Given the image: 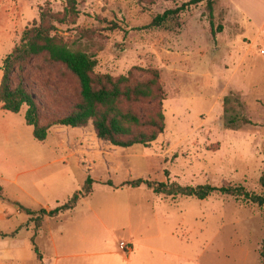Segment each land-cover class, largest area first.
I'll list each match as a JSON object with an SVG mask.
<instances>
[{
    "label": "rangeland",
    "instance_id": "obj_1",
    "mask_svg": "<svg viewBox=\"0 0 264 264\" xmlns=\"http://www.w3.org/2000/svg\"><path fill=\"white\" fill-rule=\"evenodd\" d=\"M190 1L77 0L76 17L62 24L52 21V36L92 57L95 74L116 78L132 70L143 81L147 76L133 69L158 72L164 132L149 146L112 147L96 138L91 122L80 129L55 127L41 144L25 124V106L19 114L0 111V127H9L0 151L16 159L13 154L19 150H31L33 162L37 150L43 157L37 163L51 162L37 176L31 175L35 196L27 201L28 207L37 211L42 204L54 209L81 193L72 211L46 223L43 219L35 241L43 263L109 264V259L99 262L104 258L98 256L121 251V244L132 249L128 243L138 249L135 259L142 264L260 263L264 211L257 205L218 194L198 200L158 195L145 185L123 186L143 179L192 188L241 186L262 193L264 35L251 28L232 0H215L213 27L206 2L186 7L166 28L148 27L158 15ZM65 6V0H18V33L27 24L26 29L38 25L41 11L63 18ZM11 45L0 47V81ZM23 78L43 120L64 116L77 102L78 84L61 65L32 59ZM229 95L242 107H225L223 100ZM157 109L155 101L134 107L142 121ZM235 114L251 125H227ZM11 175L0 159V176ZM87 179L92 180L90 193L83 195ZM5 187L9 194L12 187L6 182ZM5 199L4 193L0 206H10ZM9 213L10 218L0 222V230L7 233L24 218ZM33 228L28 221L13 236H0L2 263L39 264L30 241ZM11 253L14 261H8Z\"/></svg>",
    "mask_w": 264,
    "mask_h": 264
},
{
    "label": "trees",
    "instance_id": "obj_2",
    "mask_svg": "<svg viewBox=\"0 0 264 264\" xmlns=\"http://www.w3.org/2000/svg\"><path fill=\"white\" fill-rule=\"evenodd\" d=\"M206 2L208 20L213 27L215 0H191L175 10H169L155 17L148 25L149 28H166L177 19L178 15L192 5ZM63 18L58 19V15L42 12L39 15V24H34L31 28L23 32L20 44L2 61V76L0 81V109L12 114H19L22 107L27 108L24 114V121L32 129L33 138L43 143L48 137V133L55 127L80 129L86 127L90 122L96 138L109 143L112 147L127 149L133 146L147 147L155 142L164 132V115L161 109L163 101V90L160 85L159 74L156 70H143L135 68L147 76L146 80H138L134 77L132 70L124 76L111 77L110 75H98L94 70L96 61L82 51L68 48L56 36H52L54 30L53 22L65 23L68 18L78 15L76 10L77 0H65ZM221 31V27L218 28ZM43 58L49 64L61 65L78 84L77 102L64 116L58 119L43 117L40 113L39 105L34 96L27 89L23 78V70L32 59ZM16 75V78L13 76ZM229 95L224 98V106L235 103L242 107L236 97ZM157 102L158 109L149 119L142 121L134 107L146 102ZM225 113L228 109L225 108ZM240 122L243 125H251V122L238 114L231 115L227 120V125L233 126ZM167 175L168 172L165 171ZM261 194H254L246 191L241 186H221L212 187L210 185L192 187H181L177 184H166L149 182L137 179L125 182L123 186L132 188L145 185L152 189L155 194L165 196L193 197L204 200L213 194L233 197L253 205H257L264 211V173L260 178ZM92 180L87 179L84 185L83 195L90 193ZM111 186V183H108ZM81 193L74 194L71 199L56 208L46 211L39 209L33 211L22 206L19 209L30 217V222L34 224L33 234L30 239L33 251L39 264H43L42 256L35 246V236L42 227L44 218H55L60 214L72 211ZM3 197V188L0 186V198ZM264 217V215H263ZM264 264V239L260 249V263Z\"/></svg>",
    "mask_w": 264,
    "mask_h": 264
},
{
    "label": "crops",
    "instance_id": "obj_3",
    "mask_svg": "<svg viewBox=\"0 0 264 264\" xmlns=\"http://www.w3.org/2000/svg\"><path fill=\"white\" fill-rule=\"evenodd\" d=\"M18 0H0V47L3 46L6 43H12L10 50L8 54L13 50V48L19 43L20 37L23 34L24 30L28 26V24L23 27L19 33H18V22L20 19L18 7H17ZM232 3L234 5L235 10L241 14V16L249 23L251 28H255L261 33V35H264V0H232ZM258 12H261L262 15L260 17H256V14ZM263 18L262 20H259ZM7 54V55H8ZM6 55V56H7ZM5 56V57H6ZM4 57V58H5ZM3 58V59H4ZM1 112H3L0 109ZM5 112V111H4ZM1 115V114H0ZM28 127V126H27ZM31 128V127H30ZM9 131V127H0V141L1 137L4 141H8L7 133ZM39 143V142H38ZM44 143V142H43ZM41 143V144H43ZM37 156L35 157L34 161L31 162V150L30 151H23L19 150L15 154H13L16 159L7 158L5 154H3L2 151H0V159H2V162L5 166V170L11 168L12 175L11 177H8L7 179L3 176H0V186L3 188V196L4 193L7 197V202L10 206H12L14 209H11L10 206H0V222L5 221L6 219L10 218L9 212H13V214H19L24 215V218H22V222L19 223V225L16 227L15 230H13L10 233H7L5 231L0 230V236L1 237H9L10 235L13 236L16 234L23 226L27 224V222L30 220V217L27 216L23 211L19 209V206H22L24 208L30 209L27 205V201H31V197L35 196L31 193V175L32 177L37 176L40 174L43 170H45L46 167H48L51 162L48 163H37L39 161L43 160V157L40 155V151L35 150ZM26 153H28V156H24ZM64 160V159H62ZM67 175L63 178L65 181L67 180ZM48 180L47 178H44L45 181ZM41 181V182H42ZM5 182L8 184V188H11L10 193L7 194V189L5 187ZM35 183V182H34ZM35 185V184H34ZM36 193H39V190L35 189ZM0 199H3L1 197ZM39 209H44L46 211L52 210L48 205H42ZM31 210V209H30ZM56 218V217H55ZM51 218H45L44 223H46ZM13 234V235H12ZM40 234V231L35 236V240ZM31 239V238H30ZM130 246H132V249H130L129 252L126 254H123L121 251H115V252H106L101 253L98 257L104 258L103 260H100L99 262H105L109 259V264H142L139 259H135L137 256V250L135 247H133V243H128ZM111 257H116L118 259L112 260ZM11 258V259H10ZM16 259L15 255L11 253V255L8 257V261H14ZM58 259V257L56 258ZM0 264H9L8 262L2 263L0 261ZM46 264V263H43Z\"/></svg>",
    "mask_w": 264,
    "mask_h": 264
},
{
    "label": "built area",
    "instance_id": "obj_4",
    "mask_svg": "<svg viewBox=\"0 0 264 264\" xmlns=\"http://www.w3.org/2000/svg\"><path fill=\"white\" fill-rule=\"evenodd\" d=\"M121 249L123 250V251H125V252H129L130 251V249H129V247H128V245L127 244H121Z\"/></svg>",
    "mask_w": 264,
    "mask_h": 264
}]
</instances>
